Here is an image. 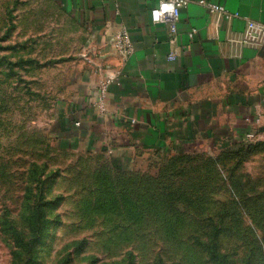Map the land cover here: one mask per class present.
<instances>
[{
    "label": "rangeland",
    "instance_id": "rangeland-1",
    "mask_svg": "<svg viewBox=\"0 0 264 264\" xmlns=\"http://www.w3.org/2000/svg\"><path fill=\"white\" fill-rule=\"evenodd\" d=\"M82 41L57 0H0V264H264V139L135 167L70 145Z\"/></svg>",
    "mask_w": 264,
    "mask_h": 264
},
{
    "label": "crops",
    "instance_id": "crops-1",
    "mask_svg": "<svg viewBox=\"0 0 264 264\" xmlns=\"http://www.w3.org/2000/svg\"><path fill=\"white\" fill-rule=\"evenodd\" d=\"M57 1L83 40L62 90L65 142L135 167L185 148L264 139V0H206L239 14L217 21L190 0L175 32L151 20L160 0ZM121 26L133 45L124 63L111 45ZM116 71L100 115L96 86Z\"/></svg>",
    "mask_w": 264,
    "mask_h": 264
},
{
    "label": "built area",
    "instance_id": "built-area-1",
    "mask_svg": "<svg viewBox=\"0 0 264 264\" xmlns=\"http://www.w3.org/2000/svg\"><path fill=\"white\" fill-rule=\"evenodd\" d=\"M189 1L190 0H160L158 4L150 10L151 20L154 23H163L168 26L171 32H175L177 22L180 18V9L186 6ZM197 2L205 6L212 16H215L216 21L222 18L230 19L239 15L237 12H230L222 4L206 0H198ZM248 25L255 29L259 28V25L255 22H249ZM193 34L194 30L189 33V36L192 37ZM111 45L120 62L124 63L133 52V45L127 27L121 26L113 33ZM174 58V54L169 56V59ZM119 74L120 71H116L113 74L105 76L99 80L96 86V95L92 105L100 115H105L107 113L106 98L108 88L112 83L118 80ZM76 124H78V122H76Z\"/></svg>",
    "mask_w": 264,
    "mask_h": 264
}]
</instances>
